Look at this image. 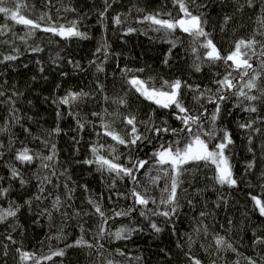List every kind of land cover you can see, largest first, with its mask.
<instances>
[{
	"label": "trees",
	"instance_id": "16d2710c",
	"mask_svg": "<svg viewBox=\"0 0 264 264\" xmlns=\"http://www.w3.org/2000/svg\"><path fill=\"white\" fill-rule=\"evenodd\" d=\"M15 2L24 5L21 14L40 28L31 29L0 14L3 30L0 60L7 55L18 56L0 63V91L5 93L0 97V188L9 189L0 197V208L13 205L20 209L16 217L0 223V264H34L32 259L22 260L20 252L41 258L40 264H106L107 259L115 264H192L189 257L201 264H248L249 258L256 264H264V244L254 243L256 237L264 238V217L251 199L257 196L264 201V102L259 99L251 102L257 108L256 113L243 111L249 106L247 100L236 107V97L226 90L224 94L229 99L219 102L217 138L209 142V148L220 142L223 136L220 129L231 134L233 144L225 149V155L236 186L217 183L213 164L190 162L179 176L177 211L170 217L151 214V210L171 208L160 203L162 195H167L162 189L170 188L171 182L155 164L153 153L162 144L183 147L191 138L187 132L149 131L152 126L179 130L183 124L176 118L174 107L165 109L146 100L129 80L136 77L157 89L164 81L180 80L191 85V89L181 88L183 102L189 115L203 113L200 127L212 131L211 116L216 105L209 103L208 97L215 99L218 95L215 81L231 71L223 61L204 60L207 50L179 27L166 34L164 29L155 31L157 26L143 19L156 13H160L161 19L181 18L184 14L179 5L174 0H108L111 7L101 21L99 13L104 11L105 0ZM185 3L194 15H202L207 21L205 31L222 56L233 51L239 39L247 40L255 34L257 40L264 41V35L260 34L264 29L259 22L264 19L262 0H253L252 7L246 0H195V3L185 0ZM116 16L121 18L120 24L114 23ZM226 16L231 19L225 24ZM73 24L88 38L64 37L41 30L49 27L59 30L61 26L67 29ZM129 28L135 31L129 33ZM36 47L42 51L32 52ZM254 51L256 55L250 61L254 71L250 72L262 73L257 83L264 87L261 49L257 46ZM196 65H200L199 72L195 71ZM97 66L103 71H98ZM238 75L232 72L233 77ZM69 91L89 95L71 105L59 104V98ZM201 92L205 93L203 97L193 99ZM249 94L259 96L260 92L254 89ZM121 100L125 103L121 104ZM126 116L136 117L138 132L148 139L126 147L104 135L103 125L107 124L109 130L130 139L131 126L126 124ZM252 120L256 121L253 127L260 129L259 132L239 127L240 123ZM78 121L83 123V129ZM192 127L197 129V125ZM56 128L60 129L58 134ZM202 139L208 137L202 135ZM52 145H55L53 160L43 161L49 168H43L39 159L32 164H21L15 158L17 150L24 147L33 155H52ZM93 147L108 159L118 155L116 162L125 166H131L130 157L147 160L149 164L136 173L138 184L133 183L129 177L99 170L96 163H84L95 159ZM249 163H253L250 170ZM10 166L18 168L27 181L25 185L20 184L19 178H11ZM45 176L51 183H44L45 191L40 193L39 185ZM155 176L161 178L153 184L150 180ZM133 189L147 193L150 200L156 201L144 209L148 219L140 216V206L134 205ZM37 195L45 198L37 200ZM56 197L61 200L59 211L53 209ZM90 200L110 217L103 225L106 230L103 238L98 235L101 217ZM129 208L136 210L127 217L114 216L115 212ZM153 222L162 229L160 233L151 228ZM121 227L138 231L124 240L107 234ZM9 235L12 240L7 238ZM217 235L231 243L235 251L225 248L217 251L214 242ZM81 237L87 243L103 244L102 255L96 247L75 246ZM60 249H64L63 256L42 259ZM117 250L124 255H118Z\"/></svg>",
	"mask_w": 264,
	"mask_h": 264
},
{
	"label": "snow or ice",
	"instance_id": "6c2138e0",
	"mask_svg": "<svg viewBox=\"0 0 264 264\" xmlns=\"http://www.w3.org/2000/svg\"><path fill=\"white\" fill-rule=\"evenodd\" d=\"M176 4L179 5L180 11L184 14L183 17L178 19H161L160 13H156L155 15H147L143 19L145 21L150 22L153 25H156L157 27L154 29L155 31H160L161 29L166 30V34L171 33L174 31L177 27H179L183 32L187 33L189 36L193 38L194 43H199V47L206 49L207 51L203 54V59L207 60L211 63H215L217 61H223L225 66L227 68H230L231 71L228 72L227 75H225L222 79L216 80L215 83L218 85L217 93L215 99L213 97H208V102L213 103L216 105L215 111L213 112L211 116V122L213 124V130L212 131H205L200 127L201 123V117L203 116V113H201L199 116H191L189 115V109L185 106L183 102V93L181 92L182 87H188L192 88L191 85H185L180 80H175L173 82L164 81L163 84L159 89L153 87L152 85L148 84V82L140 80L136 77H133L129 80V83L135 87L136 91L143 96L145 99L154 102L156 105L162 108H171L174 107L176 109V118L181 121L183 124V128L177 130V129H169L167 127H158V126H152L149 127V131H153L156 134H159L161 132L168 133L171 132L173 134H176L179 132H187L189 137L191 138L183 147H173L172 145H161L159 149H157L153 153V157L155 159V164L159 166V169L163 171V174L165 177L170 179V188L165 187L162 189V193H166V196L162 195L160 203L162 205H171V208L169 211H157V210H151L152 215H162L164 217H170V215L174 214L177 211L178 208V192L177 189L180 184L179 176L185 171L184 165L189 164L190 162H199L204 161L206 164L211 163L216 166V172L217 175L215 177L217 183L220 185L227 184L229 187H234L237 184V181L233 178L232 171H231V165L228 163V157L225 155V149L228 148L229 145L233 144V139L231 134L226 129H220L223 133L222 138L220 139V142L215 144L213 148H209V142L213 139H216V121L219 116L220 112V101H225L229 99L227 95L224 94L225 90L230 92L233 96L236 97L238 103L235 105L236 107H240L243 101L247 100L249 101V106H246L243 108V111L249 112V113H256L257 108L255 106H251L252 101L261 100L264 102V87H260L257 83L258 79L262 75V73H255L252 74L250 70H253V65L250 63L252 56L256 55V52L254 49L259 46L261 49L260 52V66L261 68H264V41L257 40L255 38V34L252 37H249L247 40L245 39H239L235 41L234 44V50L231 51L227 56H222L216 45L213 43V41L209 38L210 34L205 31L204 25L207 23L206 20L203 19V16H197L194 15L188 5L185 3V0H174ZM193 3H195V0H192ZM249 7H252L253 0H246ZM264 2V0H262ZM5 5H11V6H5ZM24 7L23 4L16 3L15 0H0V14H4L6 18H10L11 20L15 21L16 23H21L26 26H29L31 29L40 28V25L36 23L35 21L26 18L24 15L21 14V9ZM111 7V4L108 3V0H105V8L104 11L100 12V19L101 21L104 20L105 13L108 11V8ZM231 17H225V24L230 20ZM113 21L115 24L121 23V18L119 16H116L113 18ZM260 27L261 29H264V19H261L260 21ZM7 27L6 25L4 26ZM42 31L45 32H53L54 34H58L64 37H78L81 39H87L88 36L86 33L80 32L75 24H73L71 27H68L65 29L63 26H61L58 29L55 27H49V28H42ZM135 29L129 28L128 32H133ZM0 34H3V30L0 29ZM127 34V33H126ZM261 35H264V31L260 32ZM200 38H203L201 41ZM23 39V37H21ZM175 43L172 44V47H175ZM103 47H106L104 45ZM101 49L98 48L97 52H99ZM196 48H193V52H196ZM14 51L19 52L18 49H14ZM32 52H40L42 49L39 47L31 49ZM251 53V55H250ZM18 56L13 55H7L4 56L2 60H0V63H4L5 61H12L17 59ZM229 61H231V64H229ZM39 63V61H38ZM69 63H73L72 61H69ZM165 63H167V59L165 60ZM75 67L79 68L78 64L74 65ZM98 71H103V68L101 66H97ZM201 70L200 65H196L195 71L199 72ZM43 71V69H41ZM125 72L131 71L124 70ZM139 71H142L139 70ZM254 71V70H253ZM232 72H238V77H233ZM248 77L247 80L244 78ZM241 81H244L241 84ZM247 89V91H245ZM258 90L260 92V95L257 96L255 94H249L252 93L253 90ZM198 90V88L196 89ZM206 91H211L210 89ZM5 93L3 91H0V97L4 96ZM13 95H17L16 93H13ZM89 93L87 92H71L69 91L66 93L65 96L59 98L58 103L63 105H71L79 100H81L84 97H87ZM205 95L204 92L199 93L198 96H194L193 99L199 100L201 97ZM56 102V101H54ZM121 104H124L125 101L121 100ZM15 111V110H13ZM59 115V113H58ZM93 115H97L96 113H93ZM126 124L131 126V133L130 139H125L124 137L120 136L119 134L109 130V126L107 124H104L103 127L105 129L104 135L110 136L112 140H114L116 143L124 145L126 147L128 146H135L137 145L138 141H143L145 139H148V137L143 136V134L138 132L137 129V120L135 116H126L125 118ZM151 121V118H149V122ZM256 123L255 120L249 121L247 123H240L239 127L244 130H252L254 132H259L260 129L254 128L253 125ZM79 127L83 129L84 125L83 123H80L78 121ZM192 125H197V129H193ZM147 126V125H146ZM27 131V129H25ZM57 134L59 133L60 129L56 128L54 130ZM203 136H207L208 139H202ZM178 143V142H177ZM248 143H252V137L249 135L248 137ZM52 155L48 156H38L30 154V149L27 147H24L20 150H17L16 152V160L19 161L21 164H32L34 160H41L42 161V167L43 168H49L50 165L43 163V161H52L53 157L55 156V145H52ZM250 152L253 151L251 147L248 149ZM114 152L115 149H112ZM93 156L95 157L94 160H85L84 163L86 164H92L96 163L99 165V170L101 171H107L109 173H114L116 176H119L121 178L123 177H129L133 183L138 184L136 173L139 172L141 169H144L146 165L149 164V161L143 160V159H133L129 158L128 164L131 165L125 166L124 164L117 163L116 161L119 160V156H113L111 159H108L102 155L98 154V151L95 147L92 148ZM168 166V167H165ZM253 163L248 164L249 170L252 169ZM11 171V178L17 179L19 178L20 184L23 186L27 183L22 176L20 171L15 166H10ZM161 177L155 176L151 177L150 182L155 184L159 181ZM44 183H51V180L49 177L45 176L43 180L40 182L39 185V192L43 193L45 191L43 184ZM8 188H0V197L5 196L8 193ZM132 197L134 198V205L140 206V216L144 217L145 219H148V214L144 211V209L149 205V203L155 204L156 201L150 200L147 193H140L137 190L133 189L131 192ZM37 200H42L45 197L42 195H37L35 197ZM71 198V197H69ZM251 199L254 203V207L258 209L259 214L261 217H264V201L261 200V198L257 196H251ZM191 202V201H189ZM26 203H31L30 201H27ZM89 203H93L95 212L101 217V225L99 228V237L103 238L106 235V230L104 228V224L107 223L108 219L110 217H106L104 211L100 207L98 203H94L93 201H89ZM61 204L60 197H56L55 201L53 203V209L59 211V205ZM19 206H13L10 205L7 209L0 208V223H4L11 217H16L17 213L19 212ZM135 208H129L127 210H121L114 213V216L116 217H127L130 215L131 212L135 211ZM49 216H51V212H49L47 209L44 210ZM201 216L204 215L202 212L200 214ZM151 228L156 232L160 233L162 229L156 224L151 223ZM138 231L136 228H128V227H121L118 230H116L114 233H107L109 235L114 236L116 240H124V239H130L133 232ZM9 240H12L11 235L7 237ZM15 242V241H13ZM214 242L216 245V250L219 251L221 248L230 249L232 251H235L231 243H228L224 237L222 236H215ZM254 243L257 244H264V238L262 237H256L254 240ZM86 245L89 248L96 247L99 250H101L100 254L102 255L103 250V244L97 243V244H91L87 243L83 240L81 237L75 242V246H81ZM74 245H68V247H72ZM18 252H20V249H17ZM117 254L123 256L124 253L117 250ZM21 259L27 260L32 259L34 261V264H40L41 258H37L31 253L27 252H20ZM64 255V249H60L57 251H53L50 255L43 257L44 260H51L53 256H63ZM189 259L192 261V264H201V262L193 257H189ZM106 264H115V262L112 259H107ZM248 264H256L254 260L251 258L248 259Z\"/></svg>",
	"mask_w": 264,
	"mask_h": 264
},
{
	"label": "rangeland",
	"instance_id": "374dc122",
	"mask_svg": "<svg viewBox=\"0 0 264 264\" xmlns=\"http://www.w3.org/2000/svg\"><path fill=\"white\" fill-rule=\"evenodd\" d=\"M143 97V96H142ZM144 98V97H143ZM147 100V99H146ZM149 101V100H148ZM150 102H152V101H150ZM154 103V102H153ZM155 104V103H154ZM214 165V164H213ZM214 167H215V169H216V166L214 165Z\"/></svg>",
	"mask_w": 264,
	"mask_h": 264
}]
</instances>
